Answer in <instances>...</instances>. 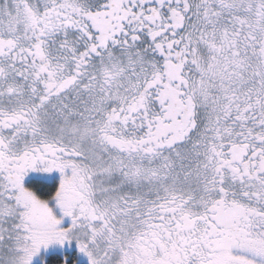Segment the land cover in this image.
<instances>
[{
    "label": "snow or ice",
    "instance_id": "1",
    "mask_svg": "<svg viewBox=\"0 0 264 264\" xmlns=\"http://www.w3.org/2000/svg\"><path fill=\"white\" fill-rule=\"evenodd\" d=\"M0 264H264V0H0Z\"/></svg>",
    "mask_w": 264,
    "mask_h": 264
}]
</instances>
